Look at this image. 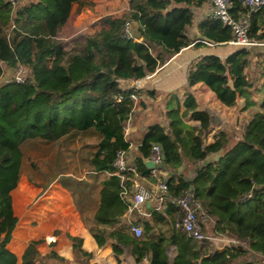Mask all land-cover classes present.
Instances as JSON below:
<instances>
[{"label": "trees", "instance_id": "1", "mask_svg": "<svg viewBox=\"0 0 264 264\" xmlns=\"http://www.w3.org/2000/svg\"><path fill=\"white\" fill-rule=\"evenodd\" d=\"M80 1L19 0L14 6L0 0V264H100L91 262L94 253L84 247L83 238L70 233L72 262L56 250L42 254L37 248L41 240L28 244L20 263L8 249L18 222L12 192L21 178L23 145L28 140L58 141L91 130L100 136L90 159L91 169L114 170L118 152L130 149L126 123L141 95L140 88H124L120 81L145 78L189 46L194 8L208 0H129L126 12L107 16L95 36L67 48L58 41V34L70 19L73 5ZM232 1L233 15H245L241 0ZM132 21L137 25L129 30ZM199 29L205 40L216 44L228 43L233 37L231 28L221 20L205 19ZM249 36L264 41V7L251 15ZM203 45L197 42L195 47ZM263 49L258 45L237 48L225 59L204 55L192 63L187 74L190 87L205 83L224 105L233 106L238 97L244 98L243 110L252 114L245 130H219L213 144L204 146L203 135L211 132L210 113L198 109L193 93L181 113L180 100L173 95L174 105L166 113L169 130L160 124L151 126L135 158L138 179L158 182L145 161L153 144H160L163 166L175 173L167 181L169 195L179 197L193 185L196 197L214 220L213 232L243 244L211 251V245L189 237L177 226L182 213L174 202H168L164 211L151 208L153 223H145L148 236L139 237L125 225L116 227L129 210L137 177L128 173L122 183L121 177L112 175L102 183L100 207L90 230L100 247L109 239L116 242L113 248L118 264L125 251L138 264L144 259L148 264H256L257 255H264ZM20 65L28 70L25 80H15L14 74L1 80L5 66ZM253 65H260L261 75L253 72ZM190 111L200 122L199 128L183 120ZM229 145L224 156L206 161ZM184 159L198 170L194 179L181 169ZM200 161L204 163L198 165ZM123 186L128 188L127 195ZM162 226H167V233ZM205 231H210L208 225ZM172 246L176 255L170 258Z\"/></svg>", "mask_w": 264, "mask_h": 264}, {"label": "crops", "instance_id": "2", "mask_svg": "<svg viewBox=\"0 0 264 264\" xmlns=\"http://www.w3.org/2000/svg\"><path fill=\"white\" fill-rule=\"evenodd\" d=\"M78 3L79 2H76L73 5V9L75 5ZM208 9H209L208 1L205 2L202 6L194 8V13H195L194 22L188 29L189 38L191 39V44L189 46L183 48L179 53L174 54L171 58H169V60H167V62L163 66L157 69L150 77L146 76L145 78L137 81L134 79H123L120 81L124 88L137 85L136 87L141 89V95L138 100V104L133 112V115L126 123V137L131 143L130 149L127 152V160L131 165H134L135 167H136L135 158L140 154L139 148L142 145L144 135L149 131L150 127L160 124L162 126H165L169 130L168 128L169 120L167 118L166 113L169 110V107L174 105V100L172 99L173 95H176L179 98L181 113H183L187 109L184 102L187 99L189 93H193L196 100L198 101V109L206 110L207 108H209L212 113L217 114L220 118L222 117L224 121L225 120L226 122L228 121L226 127H228L229 124L230 125L234 124L232 122L234 118L231 119L230 117H224L225 114L223 112L217 111L216 108L219 110L221 106L227 108L239 107V110L237 111V116H235L236 120L238 116L244 117V115L248 112L247 110H243V107L245 105L244 98L238 97L237 103L235 105L227 106L224 105L216 97L215 93L205 83L201 82L192 87H190L188 84V80H187L188 70L194 61H197L202 56L209 54H216L222 59H225L228 55H230L237 49L236 46L230 43L209 44L204 41L205 39L203 37L202 38L200 37V35L202 34L199 29V24L203 20L209 19L207 17ZM262 31L263 30L261 29L260 32ZM197 42H203L204 45L196 48L195 44ZM260 46L264 48V44ZM254 59L258 60L257 57H255ZM253 68L258 69L257 66L254 65ZM260 69L263 70L261 67ZM257 84H260V80L257 81ZM183 120L185 121V123L189 125L197 126L198 128L200 127V122L194 118L192 111L187 113L183 117ZM226 127L224 129H226ZM210 130L211 132L208 135H203L204 146L213 144L215 140L216 132L223 129L217 125H214L213 122L211 121ZM229 149H230V145L229 148L223 150L221 153L210 154L207 157L206 161L218 160L221 156H224ZM184 161H185V165L181 169L184 170L185 173L189 175L196 173L197 170L192 169L191 166H189L188 159H184ZM202 163H204V161L198 162V165ZM91 174L94 175L93 178L87 179L84 183L81 184H85V186L82 188L83 199L86 201L85 205H83L84 206L83 212L85 211L84 213L86 212L91 213L90 216L94 220V216L97 210L99 209L101 203V189L103 187L102 183L105 180L109 179L112 175H117V174H115L113 170L112 171L92 170ZM173 174H175L174 170H170L162 165L158 168L157 175L154 174L155 177H157L158 182H153L151 179L145 177H141L139 178V180L152 191H156L159 180L160 179L169 180V178ZM91 180H93V182L95 181L94 185H92L93 182H91ZM69 181H70L69 179L63 178V181H61L62 184L61 186L64 187L65 189H69L72 191L74 187L76 188V186L79 185V183H77L75 180H71L70 184ZM17 187L13 190V192L17 189ZM42 191L43 190L41 188H35L34 190H31V193L35 194V197L37 196L36 204H35L36 212L41 210L42 207L46 205L45 203L49 202L46 205L47 209L48 207L52 208V206H48V205L53 204V206L60 208V210L62 211H64L63 206H65V203H68L69 213H66V215H64L63 212L57 213L55 212L54 209L46 210L44 217L48 215V212H51V215L54 218L53 228L44 229L42 227V220H41V222L38 223L35 226V228L31 229L30 237H26V235L21 234V232L17 233V230L20 227L19 226L20 221L18 219L17 225L12 233V238L10 242L7 244V247L11 252L17 255L19 259V263L21 262L25 249L32 240H41L37 244V248L42 254H45L50 250H56L61 256L66 257L67 259L71 260V262L74 261L75 255L73 252L72 242L67 236L68 233L83 238L84 247L94 253V257L91 259L92 263L95 262L100 264L119 263V259L115 255L113 248L116 242L113 239H109L105 243V245L101 247L98 245L97 240L93 236L90 228L87 227V225L85 224L83 218L81 217V213L78 211L73 201V197L69 193L55 194L52 196V199H49V197L51 196H49L47 192L44 193ZM91 191H95L96 193L94 192L91 194ZM80 198H82V196ZM165 205H167V202L165 203ZM151 208L164 211L166 209V206L161 205L160 201H158L157 198L155 197L149 199L145 204H143L140 207V209H135L132 212L128 210L123 216L121 222L118 223L116 227L120 225H125L130 230V224L133 223L135 225L141 226L144 229V234L139 237L148 236L149 233L147 231L148 229L145 223L146 221L153 223L152 220L153 209ZM213 221L214 220L212 218L209 219V223L207 224L208 228L209 225L213 223ZM161 229L165 233H167L168 231L167 226H163L161 227ZM209 230L211 231V229ZM173 247L174 249L176 248L175 246H172V248ZM172 248L170 247L168 249V252ZM120 259L122 260L121 263L137 264L134 257L132 255H129L127 251H125V253L120 256ZM148 263H149L148 259H144L140 264H148ZM71 264H75V262H72Z\"/></svg>", "mask_w": 264, "mask_h": 264}, {"label": "rangeland", "instance_id": "3", "mask_svg": "<svg viewBox=\"0 0 264 264\" xmlns=\"http://www.w3.org/2000/svg\"><path fill=\"white\" fill-rule=\"evenodd\" d=\"M128 1L129 0H81L75 5L74 9L72 8L68 23L60 28L58 41L65 47L71 48L76 42H84L87 37L95 36L106 24L107 16H120L129 9ZM256 66L258 69L253 68V72L259 76L263 70L260 69L259 65ZM19 67L21 68H8L5 66V73L1 80L11 79L13 74L16 75L21 70H24V75H26L28 72L27 68L22 65ZM250 71L252 70L250 69L249 73ZM216 110L223 112L225 114L224 117L234 118V120H232L234 124H229V128L226 127L229 133L245 130L252 116L249 111L244 117L238 116L236 120L235 116H237L239 107L227 108L221 106L219 110L217 108ZM99 140V135L93 131H86L71 134L58 141L35 139L25 142L23 145L24 161L22 176L19 186L12 194L14 211L20 221V227L17 233L21 232V234L26 235V237H30L31 229L35 228L41 220L44 229H52L54 226V218L51 212H48V215L44 217L46 210L54 209L55 212H63L64 215L69 213L68 203H65V206H63L64 211H62L60 208L53 206V204L48 205L52 206V208L48 207L47 209L46 205L49 202L45 203L46 205L36 212L35 204L37 196L35 197V194L31 193V190L35 188H41L43 190L42 192H47L48 195L51 196L49 199H52V196L55 194L69 193L73 197V201L78 211L81 213V217L87 227H93L94 220L90 216L91 213L83 212V205H85L86 201L83 199L82 188L85 184L81 183H84L87 179L93 178L94 176L91 174L90 159L97 149ZM63 178L69 179L70 181L75 180L79 185H77L76 188L74 187L72 191L65 189L61 186ZM91 182H93V180H91ZM94 184L95 181L92 185ZM94 192L95 191H91V194ZM81 196L82 198H80ZM212 227L213 223L209 225V229H211L209 233H214ZM175 253L174 247L170 249V258H173L176 255Z\"/></svg>", "mask_w": 264, "mask_h": 264}, {"label": "built area", "instance_id": "4", "mask_svg": "<svg viewBox=\"0 0 264 264\" xmlns=\"http://www.w3.org/2000/svg\"><path fill=\"white\" fill-rule=\"evenodd\" d=\"M7 1L12 3L14 6H17L19 2V0ZM208 3L209 9L207 17L209 19L221 20L225 25L231 28L233 37L228 43L236 46L237 48H249L264 44V42L256 41L251 39L249 36L250 17L253 13L264 7V0H241L243 7L247 9V12L245 15L238 17H235L231 11L233 9L232 0H208ZM205 42L211 44L207 40H205ZM18 68L21 67L18 66ZM23 71L24 70H21L16 75L14 74V79L18 81L25 80L26 76ZM152 74L153 73L147 75V77H150ZM133 97L137 99V96L133 95ZM149 159L155 162L156 167L152 171L155 175H157L158 167L163 165L164 160V151L160 144H153L152 153ZM113 171L121 177L122 183L126 180L128 173L132 172L137 177L133 184V195L129 197L130 212L135 209H140L143 204L154 197L157 198V200L160 201V204L164 206H166L165 203H168V201L174 202L178 205V207H180L182 213L178 226L189 237L211 245V251H223L225 248L232 245L243 244L240 240L225 234L209 233L205 231V227L209 223L210 217L200 200L196 197L193 185L184 189L179 197H173L169 195V186L167 184L168 180L160 179L156 191H152L138 179L139 173L137 172L136 167L128 162L127 152L123 150L119 151L117 154ZM123 193L125 195L128 193V188L126 186H123ZM130 230L137 236H142L144 234V229L133 223L130 224ZM257 259L258 261L256 264H264V255L258 254Z\"/></svg>", "mask_w": 264, "mask_h": 264}, {"label": "water", "instance_id": "5", "mask_svg": "<svg viewBox=\"0 0 264 264\" xmlns=\"http://www.w3.org/2000/svg\"><path fill=\"white\" fill-rule=\"evenodd\" d=\"M136 25H137V23H136L135 21H132V22L129 23V25H128V29H129V30H132ZM200 37H201V38H202V37L204 38L203 35H200ZM209 42H210L211 44H215V43L212 42V41H209ZM258 46H260V45H258ZM206 111H208V112L211 113V120H212V122H213L214 125H217V126H219L220 128H222V129H224V128L227 126L228 123H227L226 121L222 120L217 114L212 113L211 110H210L209 108H207ZM145 163H146V165H147L149 168H151V169H154V168L156 167L155 162L152 161L151 159L146 160ZM197 172H198V170L196 171V173H194V174H192V175H189V178H190V179H194V178L197 176V175H196Z\"/></svg>", "mask_w": 264, "mask_h": 264}]
</instances>
